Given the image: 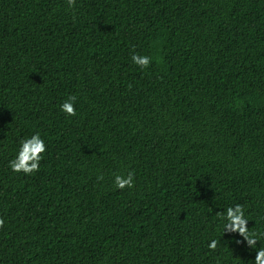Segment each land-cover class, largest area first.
Segmentation results:
<instances>
[{
  "label": "trees",
  "instance_id": "trees-1",
  "mask_svg": "<svg viewBox=\"0 0 264 264\" xmlns=\"http://www.w3.org/2000/svg\"><path fill=\"white\" fill-rule=\"evenodd\" d=\"M236 204L264 234V0H0V264H255Z\"/></svg>",
  "mask_w": 264,
  "mask_h": 264
},
{
  "label": "clouds",
  "instance_id": "clouds-1",
  "mask_svg": "<svg viewBox=\"0 0 264 264\" xmlns=\"http://www.w3.org/2000/svg\"><path fill=\"white\" fill-rule=\"evenodd\" d=\"M70 6L75 5V0H68ZM133 62L141 68H147L152 58L148 56L133 55ZM75 97H71L69 100H65L60 105V110L66 113L68 116H75L76 109L72 101ZM46 151L44 140L39 133L31 136V138H24L20 141L19 151L15 158L9 162V168L15 173H23L25 175H31L40 170V161L43 158L42 153ZM98 179H103L99 176ZM134 173L129 172L127 176L116 175L114 178V185L116 188L123 190L126 187H134ZM219 218L223 221L224 232H238L245 240L248 241L250 247L255 248L258 239L264 235L257 232H250L247 227L248 220L244 218L243 205L236 204L228 207L225 212L218 213ZM4 226L3 218H0V228ZM218 241L213 239L209 242L208 248L215 251ZM255 264H264V247L259 248L255 257Z\"/></svg>",
  "mask_w": 264,
  "mask_h": 264
}]
</instances>
